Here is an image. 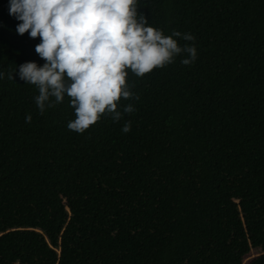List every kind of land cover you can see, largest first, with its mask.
Segmentation results:
<instances>
[{
	"label": "trees",
	"instance_id": "trees-1",
	"mask_svg": "<svg viewBox=\"0 0 264 264\" xmlns=\"http://www.w3.org/2000/svg\"><path fill=\"white\" fill-rule=\"evenodd\" d=\"M137 15L193 35L174 38L196 59L129 69L121 119L78 133L66 94L41 114L20 79L45 63L40 39L0 0V264H264V0H137Z\"/></svg>",
	"mask_w": 264,
	"mask_h": 264
},
{
	"label": "clouds",
	"instance_id": "clouds-1",
	"mask_svg": "<svg viewBox=\"0 0 264 264\" xmlns=\"http://www.w3.org/2000/svg\"><path fill=\"white\" fill-rule=\"evenodd\" d=\"M9 14L20 21L18 34L39 37L35 51L45 61L42 66L34 61L21 64L20 79L37 86L35 102L41 114L66 94L75 110L67 127L78 133L105 113L114 121L121 119L120 100L134 96L126 80L129 69L142 77L182 52L189 54L181 61L185 65L197 56L194 44L181 47L174 38L194 41L193 35H165L148 25L144 16L138 18L137 0H9ZM123 111L134 108L128 104ZM30 122L29 114L26 123ZM130 130L128 121L122 131Z\"/></svg>",
	"mask_w": 264,
	"mask_h": 264
}]
</instances>
